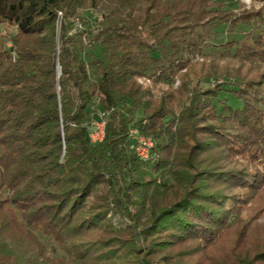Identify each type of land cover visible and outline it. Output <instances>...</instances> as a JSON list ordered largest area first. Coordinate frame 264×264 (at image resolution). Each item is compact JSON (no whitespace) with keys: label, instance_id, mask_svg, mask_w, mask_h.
<instances>
[{"label":"trees","instance_id":"obj_1","mask_svg":"<svg viewBox=\"0 0 264 264\" xmlns=\"http://www.w3.org/2000/svg\"><path fill=\"white\" fill-rule=\"evenodd\" d=\"M258 1L0 0V264H264V246L210 251L264 187ZM131 127L155 140L149 160Z\"/></svg>","mask_w":264,"mask_h":264},{"label":"rangeland","instance_id":"obj_2","mask_svg":"<svg viewBox=\"0 0 264 264\" xmlns=\"http://www.w3.org/2000/svg\"><path fill=\"white\" fill-rule=\"evenodd\" d=\"M240 3L242 4L241 7H244L246 9L250 8L251 6H258L260 4L258 0H223V8L241 10ZM85 15H87L92 19L94 17V14L91 13V10H85ZM220 28H223L224 31L222 33H219L216 37H214L210 41V45L212 46L208 49L207 52H219L220 47L217 46L218 41L229 39V34L224 33L226 31V27L221 26ZM243 28L245 29L246 27ZM13 30L14 27L8 24L0 25V32L2 34L12 32ZM237 36H243V33H240ZM202 59L203 58L200 56L194 57V60L197 61H202ZM144 78H146V76ZM144 78L137 77L136 83L142 85H151L153 86L154 89H157L156 85H153L151 81L146 80ZM229 79L232 80V77H230ZM221 82H222V77H218V78L212 77V78L202 79L200 84L213 86L214 84ZM179 84H180V80L176 78L172 84V87L175 89L179 87ZM192 84H195V81H193ZM161 87L166 88L167 86L162 85ZM226 100L230 104L236 105L234 104V100L228 98ZM93 106H94V110L92 113L93 118L91 120V123L92 122L101 123L102 116L100 115V113L102 112V110L100 106L97 105L96 102L93 103ZM141 136L146 140L151 139L152 142L150 147L151 149H149L148 151L147 158L146 159L140 158L141 160L145 161V160H149L151 157V150L154 147L155 140L151 136H146L143 134H141ZM153 175L156 179V182H162L163 180L169 177L166 170L156 172ZM250 215H254V216L250 218L249 217ZM247 218H249V221L245 223L244 220H246ZM111 219L115 225H119V224L126 225L128 223L125 220L120 221L119 216L111 215ZM229 227L230 228L228 230H226L220 235V239L210 249L211 253H213L214 261L215 258L225 257L227 253H229L230 251H234L237 248H240L241 250L243 249L252 250L259 246H264V187L261 189L260 193L256 196L253 202L248 203L245 206V208H243L240 216V220L233 222ZM36 234L44 242L46 247L48 248L54 247V254L56 256L66 257V253L64 252V250L50 236L43 235L39 231H36Z\"/></svg>","mask_w":264,"mask_h":264},{"label":"built area","instance_id":"obj_3","mask_svg":"<svg viewBox=\"0 0 264 264\" xmlns=\"http://www.w3.org/2000/svg\"><path fill=\"white\" fill-rule=\"evenodd\" d=\"M58 14L60 15V12H58ZM144 79L149 80L148 78ZM100 115L102 116L101 123L92 122L89 126V137L93 142L101 141L104 135L105 115L103 112H101ZM129 140V147L136 153V155L141 159H146L148 151L151 149V139H144L136 127H131L129 129Z\"/></svg>","mask_w":264,"mask_h":264},{"label":"water","instance_id":"obj_4","mask_svg":"<svg viewBox=\"0 0 264 264\" xmlns=\"http://www.w3.org/2000/svg\"><path fill=\"white\" fill-rule=\"evenodd\" d=\"M57 88H59V87L57 86Z\"/></svg>","mask_w":264,"mask_h":264}]
</instances>
